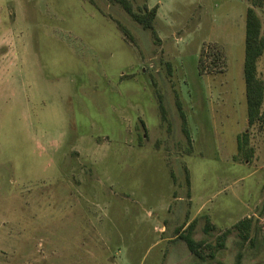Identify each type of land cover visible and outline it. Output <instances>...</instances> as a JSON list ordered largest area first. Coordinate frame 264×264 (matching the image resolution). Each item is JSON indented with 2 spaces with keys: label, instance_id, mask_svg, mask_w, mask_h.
<instances>
[{
  "label": "rangeland",
  "instance_id": "1",
  "mask_svg": "<svg viewBox=\"0 0 264 264\" xmlns=\"http://www.w3.org/2000/svg\"><path fill=\"white\" fill-rule=\"evenodd\" d=\"M129 1L155 37L109 0H0V264H264L245 0ZM192 222L202 261L176 237Z\"/></svg>",
  "mask_w": 264,
  "mask_h": 264
},
{
  "label": "trees",
  "instance_id": "2",
  "mask_svg": "<svg viewBox=\"0 0 264 264\" xmlns=\"http://www.w3.org/2000/svg\"><path fill=\"white\" fill-rule=\"evenodd\" d=\"M112 3L118 4L129 16L145 31H150L153 36H156L154 30V21L157 15V8L148 9L147 6H143L140 10L135 11L129 0H109ZM247 4L245 12V31H244V58H243V81L245 87V99H246V115L248 126L251 127L258 121L264 122V110H262L264 103V81L261 80L257 75V63L264 53V28H262L261 20L257 14V11H262L264 13V0H245ZM117 28L123 35L132 40L130 33L120 24L117 23ZM221 62V57L219 52L208 51L205 52L204 49L201 50L200 55L197 59V70L199 74L211 73L219 70L215 69V66L219 65ZM220 71V70H219ZM179 115L182 120V131L187 139H189V131L187 128L186 119L184 113L181 111L180 104L177 103ZM161 112L164 111L162 105H159ZM243 137H247L243 134ZM241 141V139H240ZM238 141V151H243L244 144ZM262 211L264 215V201L262 203ZM194 226V222L186 226L188 231L186 234H181L183 226L176 233V237L183 241L187 247L190 254L196 257L198 260H204V255L202 248L205 245L203 241H194L191 237L190 231ZM237 230L241 231V240L246 242L250 240L248 229L250 227V222L248 220H242L236 226ZM209 222L206 221L205 230H209ZM180 231V232H179ZM224 237V236H223ZM223 237L219 239V244L222 246ZM240 257H237L236 264H239Z\"/></svg>",
  "mask_w": 264,
  "mask_h": 264
},
{
  "label": "crops",
  "instance_id": "3",
  "mask_svg": "<svg viewBox=\"0 0 264 264\" xmlns=\"http://www.w3.org/2000/svg\"><path fill=\"white\" fill-rule=\"evenodd\" d=\"M185 115V114H184Z\"/></svg>",
  "mask_w": 264,
  "mask_h": 264
}]
</instances>
